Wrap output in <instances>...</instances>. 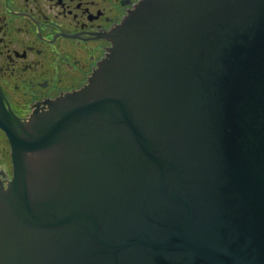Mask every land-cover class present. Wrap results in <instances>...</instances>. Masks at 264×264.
Segmentation results:
<instances>
[{"label":"water","instance_id":"obj_1","mask_svg":"<svg viewBox=\"0 0 264 264\" xmlns=\"http://www.w3.org/2000/svg\"><path fill=\"white\" fill-rule=\"evenodd\" d=\"M145 8L93 92L8 134L18 264H264V0Z\"/></svg>","mask_w":264,"mask_h":264},{"label":"flooded vegetation","instance_id":"obj_2","mask_svg":"<svg viewBox=\"0 0 264 264\" xmlns=\"http://www.w3.org/2000/svg\"><path fill=\"white\" fill-rule=\"evenodd\" d=\"M143 1L0 0V116L16 125L80 90ZM9 151L0 127V187Z\"/></svg>","mask_w":264,"mask_h":264}]
</instances>
